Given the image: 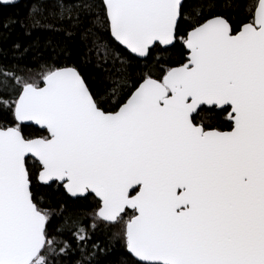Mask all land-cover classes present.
<instances>
[{"label":"snow or ice","instance_id":"6c2138e0","mask_svg":"<svg viewBox=\"0 0 264 264\" xmlns=\"http://www.w3.org/2000/svg\"><path fill=\"white\" fill-rule=\"evenodd\" d=\"M0 264H264V0H0Z\"/></svg>","mask_w":264,"mask_h":264},{"label":"trees","instance_id":"16d2710c","mask_svg":"<svg viewBox=\"0 0 264 264\" xmlns=\"http://www.w3.org/2000/svg\"><path fill=\"white\" fill-rule=\"evenodd\" d=\"M23 8V5H18L16 8H3V12L5 13V15L7 14H11L13 12L19 11L20 9Z\"/></svg>","mask_w":264,"mask_h":264}]
</instances>
